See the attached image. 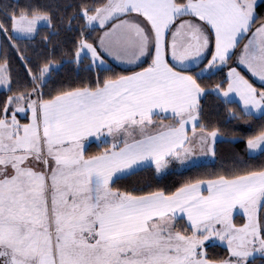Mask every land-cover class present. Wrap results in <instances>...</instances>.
Wrapping results in <instances>:
<instances>
[{
	"label": "snow or ice",
	"instance_id": "6c2138e0",
	"mask_svg": "<svg viewBox=\"0 0 264 264\" xmlns=\"http://www.w3.org/2000/svg\"><path fill=\"white\" fill-rule=\"evenodd\" d=\"M258 6L0 3V86L10 93L0 101V264H264V164L237 157L199 171L221 142L243 140L249 156L264 154V124L245 138L232 123L264 121ZM13 50L22 76L11 74ZM66 64L77 75L61 79ZM224 67L226 77L211 81ZM176 162L197 171L160 186ZM146 168L156 184L119 183ZM221 245L226 255L209 251Z\"/></svg>",
	"mask_w": 264,
	"mask_h": 264
},
{
	"label": "trees",
	"instance_id": "16d2710c",
	"mask_svg": "<svg viewBox=\"0 0 264 264\" xmlns=\"http://www.w3.org/2000/svg\"><path fill=\"white\" fill-rule=\"evenodd\" d=\"M4 0H0V3H3ZM60 2H65V0H60ZM88 2H91V0H88ZM258 11L261 14H264V0H260L258 2ZM71 11V9H69ZM48 31L47 27H44L41 29L42 34H46ZM97 31H99L97 29ZM96 33L94 32L93 35ZM37 41H39V37H37ZM21 45L23 46L25 43H27L24 40L20 41ZM29 52L31 53V49H29ZM56 57L59 59L61 58L60 55V50H57ZM151 57L147 58V61H150ZM144 65L141 66H145ZM116 67L117 71H124L125 69H121L118 66L114 65ZM227 67H224L222 71L216 73L214 76L211 77V81L213 82H219L222 78L226 77L227 75ZM11 74L13 77H16L18 74L21 76L24 74V67L22 62L20 61L18 54L13 50L11 53V68H10ZM131 71V70H128ZM59 76L61 79H67L69 77H74L77 75L75 71V66L72 64H66L63 69L59 73L56 74ZM81 78L87 77L88 73L84 70H81L78 74ZM10 93L7 92L6 89H0V101H3L7 95ZM215 100V97H209L208 101L206 102V107H209L212 105L213 101ZM227 108H236L238 111L241 109L238 104H230L226 105L225 109ZM224 110L222 109V113ZM221 119H223V114L221 116ZM249 120H255V117L249 118V117H243L241 120L236 121L233 120L232 123L236 124L239 123L243 127L240 129L245 135V138L247 135L254 134L256 131L259 130V127L261 124H264V121L261 120H255V123H252L250 126L246 121ZM219 151H218V156L217 158L206 165L205 169H200L199 171L203 170H208V171H215V170H220L221 166H230L234 160L239 157L247 161L248 164L254 165V166H261L264 164V154H255L253 156H249L246 151V144L243 142V140H235L232 142H221L219 144ZM97 150V145L93 144L90 148V151H96ZM197 170H181L179 168V162H176V168L173 170V172L165 177L163 181H160V186L164 185H174V186H179V182H182L185 178L188 176L193 175V172ZM119 183L121 184H137L139 186H143L148 183L156 184L157 181L154 179L152 175V169L146 168L138 173H136L135 176L125 178L124 180H121ZM237 221L241 219L240 215L236 216ZM209 251L214 255V256H223L226 255V249L223 245L218 246L216 248H210Z\"/></svg>",
	"mask_w": 264,
	"mask_h": 264
},
{
	"label": "crops",
	"instance_id": "0c3cea01",
	"mask_svg": "<svg viewBox=\"0 0 264 264\" xmlns=\"http://www.w3.org/2000/svg\"><path fill=\"white\" fill-rule=\"evenodd\" d=\"M260 0H258L259 2ZM107 58V57H106ZM210 58V56H209ZM111 63H113L114 65L118 66L119 68L121 69H125V66L123 64H121V62L119 61H115V60H110ZM206 62V61H205ZM146 66V65H145ZM233 66H236V65H233ZM240 68V71H242L245 75H247L249 77V79H251L253 81V83H256L258 87L262 86L260 85L259 81L257 78H255L254 76H252V74L250 72H248L242 65L239 66ZM127 70H138V69H135V68H127ZM228 71V69H227ZM236 99L238 100L239 98L236 97ZM240 106V108H242V104H238Z\"/></svg>",
	"mask_w": 264,
	"mask_h": 264
},
{
	"label": "rangeland",
	"instance_id": "374dc122",
	"mask_svg": "<svg viewBox=\"0 0 264 264\" xmlns=\"http://www.w3.org/2000/svg\"><path fill=\"white\" fill-rule=\"evenodd\" d=\"M248 72H250L245 66H243ZM0 89H6L4 86H0Z\"/></svg>",
	"mask_w": 264,
	"mask_h": 264
}]
</instances>
